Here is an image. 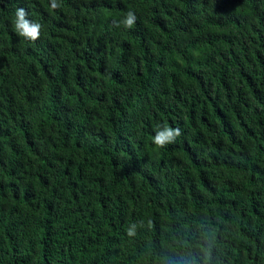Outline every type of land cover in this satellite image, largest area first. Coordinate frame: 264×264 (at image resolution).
Listing matches in <instances>:
<instances>
[{
    "label": "trees",
    "instance_id": "1",
    "mask_svg": "<svg viewBox=\"0 0 264 264\" xmlns=\"http://www.w3.org/2000/svg\"><path fill=\"white\" fill-rule=\"evenodd\" d=\"M50 3L0 0V264H264V0Z\"/></svg>",
    "mask_w": 264,
    "mask_h": 264
},
{
    "label": "clouds",
    "instance_id": "2",
    "mask_svg": "<svg viewBox=\"0 0 264 264\" xmlns=\"http://www.w3.org/2000/svg\"><path fill=\"white\" fill-rule=\"evenodd\" d=\"M50 6L53 10L60 7L57 0H51ZM27 12L23 8H17L15 11V19L13 21L14 31L20 37L28 41H36L40 37L42 25L38 22L29 21ZM136 16L133 12L126 13L124 19L120 21L116 26L119 27L122 24L126 28H131L136 22ZM181 135L179 128L173 129L165 126L163 130H158L152 140V143L157 148H163L168 144L175 142L176 138ZM136 224H132L127 229V236L134 237L136 235Z\"/></svg>",
    "mask_w": 264,
    "mask_h": 264
}]
</instances>
